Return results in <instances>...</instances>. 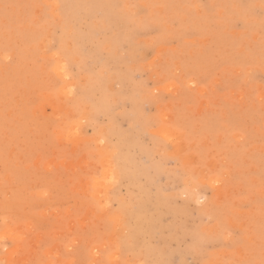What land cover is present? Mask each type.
<instances>
[{
    "label": "rangeland",
    "instance_id": "1",
    "mask_svg": "<svg viewBox=\"0 0 264 264\" xmlns=\"http://www.w3.org/2000/svg\"><path fill=\"white\" fill-rule=\"evenodd\" d=\"M0 264H264V0H0Z\"/></svg>",
    "mask_w": 264,
    "mask_h": 264
},
{
    "label": "bare ground",
    "instance_id": "2",
    "mask_svg": "<svg viewBox=\"0 0 264 264\" xmlns=\"http://www.w3.org/2000/svg\"><path fill=\"white\" fill-rule=\"evenodd\" d=\"M55 3H56V1H55ZM144 3V2H143ZM57 7V6H56ZM136 8V7H135ZM34 23V22H33ZM21 27V26H20ZM23 27V26H22ZM12 29V28H11ZM10 29V30H11ZM28 39V38H27ZM9 45V44H8ZM10 46V45H9ZM80 59V58H79ZM75 60V59H74ZM73 60V61H74ZM86 62V61H85ZM24 64V63H23ZM5 65V64H4ZM25 65V64H24ZM47 66V65H46ZM14 69V68H13ZM40 69V68H39ZM63 65H61V64H59V63H57V68H56V70H57V73L58 74H60V75H62L63 74ZM85 71V70H84ZM104 71V70H103ZM62 73V74H61ZM65 73V72H64ZM59 75V76H60ZM113 75V74H112ZM22 77V76H21ZM24 77V76H23ZM61 77V76H60ZM64 77H65V75H64ZM48 78V77H47ZM7 79V78H6ZM62 80H63V78H62ZM46 85V84H45ZM171 85V84H170ZM16 86V85H15ZM167 86H169V85H166V87ZM86 87V86H85ZM56 94V93H55ZM74 95V94H73ZM56 96V95H55ZM58 97V96H57ZM116 100V99H115ZM57 101V100H56ZM84 102V101H83ZM75 105V104H74ZM82 106V105H81ZM71 108V107H70ZM90 109V108H89ZM62 112V111H61ZM69 112V111H68ZM85 112V111H84ZM66 113V112H65ZM74 113V112H73ZM53 114V113H52ZM51 114V115H52ZM70 116V115H69ZM74 117H76V116H74ZM65 119V118H64ZM66 120V119H65ZM72 120V119H71ZM165 124H163L161 127H160V129H159V131H157V132H160V134H161V136H163V137H165V138H167V139H172L173 138V140H174V138H175V140H178V139H180V131H176L175 129H172L171 128V124L168 122V121H166V122H164ZM76 124H78L77 122H76ZM101 126V125H100ZM83 127V126H82ZM57 128V127H56ZM71 128V127H70ZM72 130V129H71ZM58 131V130H57ZM73 133V132H72ZM84 136V135H83ZM170 137H172V138H170ZM182 137V136H181ZM100 138V137H99ZM166 139V140H167ZM82 142V141H81ZM175 142V141H174ZM179 141H176L175 142V144H174V148L173 149H175L176 148V150L175 151H177V153H176V156H180V149L179 148H181V147H184L183 145L182 146H180L182 143H180ZM184 143V142H183ZM171 148V149H172ZM103 149V148H102ZM171 149H170V152H171ZM172 149V150H173ZM101 151V150H100ZM103 151V153H105L106 154V151L104 152V150H102ZM114 151V150H113ZM169 151V150H168ZM174 151V152H175ZM102 153V154H103ZM105 154H103V155H105ZM171 155V154H170ZM102 156V155H101ZM104 157V156H103ZM107 157H109V156H107ZM103 159V158H102ZM186 159H187V157H186ZM105 160H109V159H105ZM111 161V160H110ZM185 161V160H184ZM107 163H105V167H104V176L106 175V173H109L108 171L110 170L109 168L110 167H108L107 165H106ZM108 164H109V162H108ZM109 166H112L111 164H109ZM103 168V167H102ZM112 169H113V167H111ZM111 169V170H112ZM112 172V171H111ZM91 173V172H90ZM117 173V172H116ZM110 177V176H109ZM100 178V177H99ZM90 179H91V177H90ZM189 179V178H188ZM96 180V179H95ZM217 178H212L210 181H209V184H210V182L212 181V186H213V183H214V181H216L217 182ZM111 181V180H110ZM117 181V180H116ZM101 182V181H100ZM98 183V182H97ZM102 183V182H101ZM215 184V183H214ZM97 186V185H96ZM100 187H101V185H99ZM215 186V185H214ZM106 188V187H105ZM101 189V188H100ZM99 189V190H100ZM101 191V190H100ZM89 195V194H88ZM35 196V195H34ZM87 202V201H86ZM104 202V201H103ZM103 206V205H102ZM130 208V207H129ZM105 209V208H104ZM129 210V209H128ZM100 211V210H99ZM101 212V211H100ZM99 217H101V216H99ZM94 221V220H93ZM111 226V225H110ZM122 230H123V228H122ZM15 233H16V231H15ZM121 233V232H120ZM17 239V238H16ZM119 246V245H118ZM103 250V249H102ZM9 258V257H8ZM13 261V260H12ZM11 263V262H10Z\"/></svg>",
    "mask_w": 264,
    "mask_h": 264
}]
</instances>
